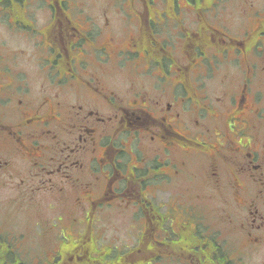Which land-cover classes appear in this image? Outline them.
<instances>
[{"label": "flooded vegetation", "instance_id": "flooded-vegetation-1", "mask_svg": "<svg viewBox=\"0 0 264 264\" xmlns=\"http://www.w3.org/2000/svg\"><path fill=\"white\" fill-rule=\"evenodd\" d=\"M222 1L0 0L2 255L37 208L31 264L264 253V6Z\"/></svg>", "mask_w": 264, "mask_h": 264}, {"label": "rangeland", "instance_id": "rangeland-1", "mask_svg": "<svg viewBox=\"0 0 264 264\" xmlns=\"http://www.w3.org/2000/svg\"><path fill=\"white\" fill-rule=\"evenodd\" d=\"M264 6V0H229L227 3L225 1H222L215 7L213 10V13L218 16V17H223L222 14H225L227 10L229 12H232L235 15H243L246 13V10L249 8H255L256 10H261ZM164 17L171 19L173 17V14L169 13L168 11H162ZM241 13V14H238ZM264 73L262 74V80L264 81L263 78ZM124 82H122L123 84ZM264 94L262 96V108L264 107ZM41 209H36V211H16L14 218L9 220L5 231L8 232V234L11 235V233L15 234V240L16 244L19 245V250L22 253L21 258L24 260H27L26 262L29 264V260L31 259L33 254H38L40 257H43V251L45 250V247L43 246V243H40L39 237L35 234V232L32 230L31 225L39 221L40 218L44 217L46 215L45 212H40ZM6 215L5 212H0V217ZM24 215H28L29 217L25 218L23 217ZM28 221H31L29 223ZM212 222V215L207 214L204 220L205 227L207 231L209 232L208 225L209 223ZM121 231V229H119ZM11 232V233H10ZM124 232V231H123ZM18 233H25V235L19 237ZM118 236V235H117ZM125 235L123 234L122 237ZM253 251H249L250 257L247 260L246 264H260L261 258L264 257L263 250L261 249H251ZM160 264H173L169 261H165Z\"/></svg>", "mask_w": 264, "mask_h": 264}, {"label": "trees", "instance_id": "trees-1", "mask_svg": "<svg viewBox=\"0 0 264 264\" xmlns=\"http://www.w3.org/2000/svg\"><path fill=\"white\" fill-rule=\"evenodd\" d=\"M3 251H2V249H0V264H16L17 262H15L12 258V256L10 255V257L8 256V257H6V255H2L1 253H2ZM27 260H23L22 259V263L23 264H28L27 262H26ZM29 264H31V261L29 260Z\"/></svg>", "mask_w": 264, "mask_h": 264}]
</instances>
